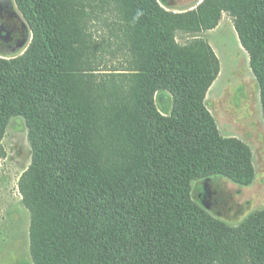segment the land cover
<instances>
[{
  "label": "trees",
  "instance_id": "16d2710c",
  "mask_svg": "<svg viewBox=\"0 0 264 264\" xmlns=\"http://www.w3.org/2000/svg\"><path fill=\"white\" fill-rule=\"evenodd\" d=\"M15 2L33 39L0 58V160L11 120L24 118L33 264H264V211L230 227L193 199L206 176L255 179L250 147L223 138L207 108L219 63L203 34L223 10L234 16L264 116V0L181 14L159 0Z\"/></svg>",
  "mask_w": 264,
  "mask_h": 264
},
{
  "label": "rangeland",
  "instance_id": "374dc122",
  "mask_svg": "<svg viewBox=\"0 0 264 264\" xmlns=\"http://www.w3.org/2000/svg\"><path fill=\"white\" fill-rule=\"evenodd\" d=\"M203 1L159 0L162 7L176 14L191 12ZM203 38L219 63V73L206 96L207 108L223 138H235L250 147L256 175L249 186L238 185L222 175L200 178L193 183V199L204 205L213 219L238 227L264 211V116L260 88L251 55L243 47L232 14L223 10L217 27L205 32ZM32 39L31 29L15 0H0V58L22 56ZM155 103L164 115L173 110L172 95L167 91L159 92ZM3 146L6 157L0 160V264H33L31 215L18 187L33 158L24 118L11 120Z\"/></svg>",
  "mask_w": 264,
  "mask_h": 264
},
{
  "label": "flooded vegetation",
  "instance_id": "af4514ba",
  "mask_svg": "<svg viewBox=\"0 0 264 264\" xmlns=\"http://www.w3.org/2000/svg\"><path fill=\"white\" fill-rule=\"evenodd\" d=\"M6 1H8V0H6ZM8 3H10V2H8ZM8 3H7V6H8Z\"/></svg>",
  "mask_w": 264,
  "mask_h": 264
}]
</instances>
